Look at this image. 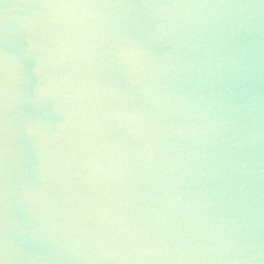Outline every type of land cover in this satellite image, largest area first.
I'll return each mask as SVG.
<instances>
[{
  "label": "water",
  "instance_id": "obj_1",
  "mask_svg": "<svg viewBox=\"0 0 264 264\" xmlns=\"http://www.w3.org/2000/svg\"><path fill=\"white\" fill-rule=\"evenodd\" d=\"M0 264H264V0H0Z\"/></svg>",
  "mask_w": 264,
  "mask_h": 264
}]
</instances>
